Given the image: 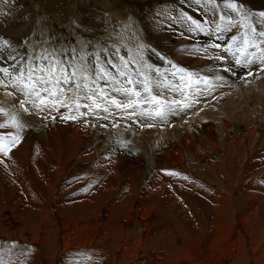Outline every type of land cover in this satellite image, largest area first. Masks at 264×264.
Wrapping results in <instances>:
<instances>
[{"label": "rangeland", "instance_id": "rangeland-1", "mask_svg": "<svg viewBox=\"0 0 264 264\" xmlns=\"http://www.w3.org/2000/svg\"><path fill=\"white\" fill-rule=\"evenodd\" d=\"M243 3L247 9L252 11H264V9H260L264 5H251L253 7L251 8L245 2ZM180 5L179 0H0V37L11 41L13 47H18L20 51L30 48L39 52L42 45H45L46 41L51 40L58 49L63 46L69 49L76 48L78 52H100L102 57H104V53L101 49L107 48L110 52L114 53L116 46L119 45L122 48L121 55H124L127 49H131L135 59H138L135 56L137 47L143 43L147 46V50L144 53L146 63L159 67L160 76H164V74H168L165 71L173 67L169 65L167 59L166 61L164 59L166 69H162L163 66L160 67L161 63L159 64L160 66L156 63V59L159 57L165 58L164 56H167L161 49H157L158 46L155 43L157 41L159 44V42L163 41V38L150 40L151 36L149 33L154 30L152 26L158 22L160 11H164L163 7L165 9L169 8L171 16L168 15V17L172 19L171 10L175 6L181 8L182 5ZM203 10L205 9L202 8L200 10V20L202 22L207 21L205 16L207 10H205L206 12ZM86 11L102 14L105 23L101 26L97 21H90L89 23L86 20V23H81L79 17L83 18V16L80 12L84 13ZM187 14L191 15L189 12ZM113 20L117 22L111 25ZM180 20L181 18L179 17L178 21ZM106 25L109 27L107 28ZM175 34H178V29ZM181 35L183 36L184 34ZM191 37L192 35H184L181 38L178 36H168L166 38H168L167 41L170 44L176 45L179 42L181 43L179 45L184 46L186 50H190L188 44ZM206 38L209 37L206 35ZM25 39L27 41L26 45H21L20 42ZM10 54L15 55V53L11 52V49H7L3 53H0V57L6 59ZM250 58L248 56L247 59L250 60ZM89 59L93 58L90 57ZM259 60L255 69L241 81V85L239 84L241 86L239 87L240 91L245 86L246 90L243 88L245 92L241 91V94H244L243 96L249 104H251V98L249 97L252 95V91L261 87L260 79L262 80L261 83L264 80V71H261L264 68V63L261 62V57ZM178 66L185 68L184 65L178 64ZM113 71L115 70L113 69ZM188 72L183 74L184 80H188ZM257 72H259L258 75ZM208 73L211 75L210 71ZM199 76L196 72L192 73V79H197ZM171 81L173 80L171 79ZM161 82L164 86L172 84L174 88L172 82L168 81L167 83L162 80ZM184 89L183 94H186L187 90L185 91ZM162 98L170 101L172 99H181L183 95L179 91L167 89L163 91ZM117 99H122V97L117 96ZM145 107L147 108L148 105H145ZM83 111H87V109H83ZM33 116L37 122H40V119L43 120L42 116H44V113ZM84 118L77 123L73 122L69 130H67L69 127H67L68 125L65 122L60 121L59 125L57 124L58 134L62 138H60L58 144H55V148H57L56 152L52 154L46 146L41 148L43 151H46L45 157L49 153L51 154L50 158H47L48 160L57 161V158L60 159L58 170L61 172L57 174L62 173L61 176L64 177L61 184H58V188L64 190L59 192L55 190L53 193H49V191L41 193L24 188V182V187L21 188V180H14L16 177L19 178V176H13V170L9 169L10 165H12V159L8 163H0V172L2 173L0 175V260L3 261V264H107L111 259L106 258L103 262H100L99 258H95L97 253H108L109 251L110 256H115V254L117 256L119 253L116 249L114 250V247L121 246L122 242L119 241L112 248L108 245L111 244L115 237L107 245L106 243H101L100 239L105 237L101 231L102 224L103 228L104 225L108 226L109 234L111 235L125 234L123 236H127V233H129L131 236L127 237L128 242L122 249L131 252V255L136 254L143 259L144 263H148V259L154 255L166 257L167 260H158L161 264L176 263L179 260L173 261L171 253L167 248L178 251L182 246L187 249H194L198 245L199 253L205 257L207 263L215 264L224 261L225 264H229L235 253L241 252L239 255H236L237 258L242 256V243H244V246L246 244L247 262L251 260V252H249L251 250L247 247V245L252 243L254 238H250L251 231L256 236L260 230L257 229V225H252V222L249 220L252 216L261 215V217H264V129L261 127L260 119H257L258 121L256 120L253 126L241 121L240 123L237 121L230 123V133L221 142H219L220 136L217 135V130L212 127L213 132L210 130L212 137L206 138L209 135L207 133L208 127H205L206 130L203 132L204 137L199 142V138L194 137V135L200 131H194L195 133L193 134V132L183 127L180 128L181 133L189 132V134H180L178 136L174 134L177 130L172 129V127L170 128L168 124H164L163 127H167L168 129L161 130L160 134L166 133L170 135L165 140L166 142L164 141V144L169 146L170 143H180L182 146L180 149H171V156H169L171 159L165 158L166 154L163 152L161 146L154 147L157 152L162 150L161 153H164V155L157 162L158 168L150 166L149 169H145L141 161L138 162L137 157L132 154L126 156L127 159L131 158L132 163L129 161L124 166L120 164L119 166L108 168L102 166L105 159L103 156L97 155V149L102 144H98L96 141L93 142L90 136L85 134V128H90L92 120L90 119L91 122L86 126L83 122ZM6 119L5 117L1 118L0 115V123L5 122ZM117 123L118 127L119 124H134L129 120L122 123L119 119ZM31 128L34 129L33 126L28 125L27 127L25 124L24 130L20 133L21 142L12 148L6 158H12V155L18 149L28 147L27 160L29 168L34 173L33 168H35L34 165L37 163L36 158L44 160L45 157L42 158L40 152H33L32 142L35 139L43 142V139L40 135L32 133L33 129ZM74 128L80 130L78 131L80 133V141L78 142V138L76 139L74 136ZM133 128L129 131H132L131 133L134 138L130 139L129 142L137 146L140 143L136 141V137H142L143 134L141 127L135 126ZM254 129L255 132L253 131ZM15 132L16 129L11 127L0 130V134L4 135ZM47 132L48 135L51 134L50 130H47ZM112 132L115 134L120 133L117 131ZM156 133L154 134L155 137L158 136ZM59 135L58 138L60 137ZM69 138L72 139V143ZM76 142L77 144H75ZM30 143L32 146H29ZM86 143L89 145L87 148L85 146ZM238 143H242L245 148H250L248 153L254 151V156L256 154L254 157V164H256L254 171L260 173L258 176L252 173L238 176L237 172L241 173L243 168L251 163H242L236 156L231 158L228 156V153L231 155L229 149L234 151L232 146L239 149ZM71 144L74 146L80 144L77 146L78 150H80L78 157L82 158L80 155L82 152L84 153L82 156L87 154L88 159H94V163H96L99 171L90 174L72 171L71 166L78 161H75V158L68 160L62 158L69 153H74V149L77 147L75 148ZM259 147L261 148L258 150L257 148ZM112 148L106 152L113 150ZM85 149L89 152L85 153ZM242 153L244 154V152ZM253 153L247 155L246 159L252 157ZM23 155V152H21L18 156L22 157ZM116 155L124 160L123 156L125 154L121 153V151L116 153ZM0 158H4L2 153H0ZM1 159L0 161H2ZM163 160L166 162L163 168H161ZM15 161L19 162V160ZM118 163L120 161L116 160V164ZM130 165L138 173L134 182H132L131 178ZM119 167L122 168L119 169ZM13 169L17 171L15 167ZM35 171L37 170L35 169ZM3 173H7L8 175L3 177ZM167 173L175 174L168 175ZM69 174H71L73 179L71 177L67 182H73L78 179L85 182V188H88V191L85 192V188L83 189V198H81L80 194L71 193L75 190L71 192L67 191L71 188L70 183H65L66 176ZM95 177H98V181L101 183L96 184L105 186L104 192L111 197L112 202L110 206L115 205L117 208L122 205L123 208L119 210L130 209L131 212L129 215H125L120 211L122 213L119 216L115 214L108 219L103 217L105 207L98 209L96 214L88 217L90 221L88 225H84L92 231L91 234H86V236H82V241H77L81 233L79 234L76 228L82 224L75 227L73 223L67 222V219H61L58 213V203L62 207L59 196H62L67 191L64 195L68 208L78 206L79 203L85 202L91 197H96V195H102V191L100 190L102 186L98 187L94 185L96 187L92 186V188L88 184ZM36 179L38 178L36 177ZM62 182L67 184V187ZM149 184L154 186L149 191L153 193V199L145 203L142 197L147 193L146 190ZM155 187L157 189L164 188L162 195H159L160 197L155 195V192H157V190L154 192ZM143 188L145 191H143ZM183 188H186L189 192L183 190L182 193ZM115 191L119 194H114L113 192ZM117 195L120 196V199H117ZM185 196L190 201H187ZM127 199L131 200L128 205L129 207L124 206ZM164 200H166V203H164ZM240 200H243V202ZM141 209H143V213ZM146 209H148L149 215H146ZM240 210L246 216L244 223L239 221L241 224L237 221L238 215L241 214ZM62 212L63 214L68 213L67 210H62ZM233 216L235 217L233 218ZM261 219L255 223H259ZM244 225L246 228H244ZM143 226H146V231L143 230ZM104 230L106 229L104 228ZM124 230L130 231L125 233ZM261 230L264 232V228H261ZM94 234L96 237L91 239L95 236ZM240 234L243 238H240ZM178 236L183 237L182 241L171 246L170 244ZM64 238L69 243L68 250H65L64 243L66 240ZM249 240L251 241L248 242ZM137 241L140 242L141 246H139ZM257 241L259 243L256 242L252 250H257L258 247L263 248L264 237ZM13 242L16 244L15 247L12 246ZM107 246L108 249L106 251ZM111 249L112 251L110 252ZM95 252L96 255H92ZM179 253L181 260L187 259L188 256L184 250ZM192 255L193 253L190 254V257ZM133 264L136 263L133 262Z\"/></svg>", "mask_w": 264, "mask_h": 264}, {"label": "bare ground", "instance_id": "bare-ground-1", "mask_svg": "<svg viewBox=\"0 0 264 264\" xmlns=\"http://www.w3.org/2000/svg\"><path fill=\"white\" fill-rule=\"evenodd\" d=\"M218 2L220 3V9L216 10V18H218L219 14H221V9L223 10V14H225V15H234L231 13V11L229 9H225L223 7V0H218ZM242 2H245L248 5V7H251V5H253V6L264 5V0H242ZM206 4H208V0H202L201 3H198L197 0H188L186 4H183V5L181 4L182 5L181 8H179L178 6H175V8H173L171 10L172 11V19H171V17H168V15L171 16V12H169V8L167 7L168 9H165L163 7L164 11L163 10L160 11L159 20L157 23H155V25L152 26V29H154V30L151 29L152 32L149 33L151 36V39L150 38L149 39L152 40L154 38L155 39H159V38L162 39L163 38V41L159 42V44L157 43V41L155 43L158 46L157 47L158 50L161 49V51L164 54H167V56L165 55L164 57L168 61H172V63L176 64L177 66H178V64H180L181 66L184 65L185 69L189 72L190 71L192 73L196 72L200 76H207L208 78H210L209 83L212 85H215V87L213 88V90L211 92H208L207 90H205V86L203 84L197 85L195 82L196 79L194 78V79H192L191 89H189L187 86V82H188L187 79H185L183 84H181L180 78L178 77L180 75L179 73H177V75L174 79L171 78V74L173 72H176L177 70L174 68H170L169 70L165 71L168 74H164V76H168L170 78L168 81L172 82L174 84V87L177 84H181V86H183V88H185L184 90L185 91L187 90V93L189 94V99H192L193 97H195L197 99V102L193 104L191 109L181 111L178 114H169L167 116V119H165V120H160L159 118H157L155 116L148 118L147 123L151 124L152 125L151 127H148V126L141 127L140 123L137 122L134 124H130V123L129 124H119V127H120L119 128L118 126H115V127L113 126V121L111 119H109L107 121H100V120L93 119L90 114L88 116H86L84 119L88 120L89 122H91L90 121V119H91L92 125H90V128H87V127L85 128V134H88L90 136V138L93 140V142L96 141L98 144H102L101 147L97 149L98 150L97 155L103 156V158L105 159V162H103L102 166L108 168V167H112V166H119L120 164H122L124 166L129 161H131V163H132V160H130L131 158L127 159V157H126L129 154H132V155H135L137 157L138 162L141 161V163L144 165L145 169L146 168L149 169L150 166L152 168H158L157 162L161 158V156L164 155V153L166 154L165 155L166 159L167 158L171 159L169 157V156H171V154H170L171 149H173V148L180 149L182 146L180 143L179 144L178 143H170L169 146H166L164 144V141L170 136L166 133L162 134V135L160 134L161 130H163V129L167 130L168 129L167 127H163L164 124H168L170 126V128L172 127V129L177 130L174 134L178 135V136L180 134H185V135L189 134V132L188 133L187 132L181 133L180 128H183V127L185 129H187L188 131L193 132V134L195 133L194 131H200V132H196L194 135V137L199 138V142H201L202 141L201 139L204 137L203 132L206 130L205 127H208V132L207 131L206 132L209 135V137L206 136V138L212 137L210 130H212V132H213V129H216L217 135L220 136L219 142H221L228 135V133H230L229 132V125H230V123H232L234 121H237L239 123L241 121L245 124L248 123L251 126H253V124H255V121L257 119H260V124H262L261 127L264 129V116H263L264 115V80L261 83L262 80L258 77L260 79V84H261L260 86L261 87L258 89L255 88L256 90L253 89L255 91H252V93H251L252 95H250V97H249V98H251V104L247 103L246 99L243 96L244 94L243 95L241 94V91L243 93L245 92L244 91V89L246 90L245 86L243 87L244 89L241 88V91L239 88V87H241L240 86L241 85L240 83H242L241 81L243 79H245L246 76L250 75L251 71L253 69H255L257 63H259V61H260L259 60L260 57L264 56V53H262L259 48H248L247 52L245 53L244 56H241V54L238 51H236L235 48L232 49V53H234V54L223 53V48L227 47L228 43H231V37L233 35H239L240 32L243 31V29L239 28L236 25H234L230 31L221 33V35L223 36V39L219 40V41H217L215 39V35H213V37H211V38H206L205 34H199V35L196 34L195 36H193L195 33L184 34L186 32L187 23L185 22L184 19H182L180 17L181 12L182 11L186 12V13L189 12L194 18H197L200 20V18H201V11L200 10L202 8H204L205 10H207V12L205 10H203V11L206 12L205 16L208 20L210 18H213V10L211 8V5H209L206 8L205 7ZM251 8H253V7H251ZM260 9H264V6L260 7ZM86 12H84L85 14L80 12L83 16V18L79 17V19L81 20V23H86V20L89 23H90V21H92V22L97 21L100 26L105 23V21L103 20L102 14L96 13L97 16L95 17L96 14L90 13L91 11L87 12V13ZM164 12H165V14H163ZM115 17H116V15H115ZM179 17L181 18L180 21H178ZM95 18H97V19L95 20ZM83 19H85V20H83ZM115 22H117V21L113 20L111 22L112 23L111 25H114ZM106 27H107V25H106ZM257 27L259 28L260 26L257 25ZM213 28H215V25H213ZM177 29H178V34H175ZM181 34L192 35V37L189 41V44H188V47H190V50H186L184 46L179 45V44H181L179 42L176 45H172L167 41L168 38H166V37H168V36L177 37L178 36L181 38L184 36V35L182 36ZM182 43L185 44L186 42H182ZM209 43H220L222 47L219 50L209 47L208 48V54H206L204 52V48L207 47ZM262 47H264V46H262ZM196 49H199V51L198 52L195 51ZM222 53L225 56V59L222 61L215 60L214 56L220 55ZM210 56H211V58H209ZM248 56L251 57L250 60L247 59ZM160 58L161 57L156 59L157 60L156 63L158 64V66L161 65L160 67L163 66L162 69H166L165 63H164L166 61V59L164 61V59L160 60ZM237 60H239L240 63H237L236 62ZM249 61H251L252 63H249ZM178 67H180V66H178ZM224 69H228L229 71L225 72ZM208 71H210L211 75L208 73ZM217 74L223 76L224 79L223 80L216 79ZM258 74H259V72H257V75ZM164 76H161V80L166 81L168 83L167 80L163 79ZM171 79L173 81H171ZM254 79H255V76H254ZM256 87H258V86H256ZM198 89H200V90H198ZM0 101H6V104L4 105L6 108L10 107L11 104L13 103L12 98L6 97L5 93L2 89H0ZM201 109H203V110L201 111ZM61 111L66 112L67 110L61 109ZM256 113H257V115L258 114H260V115L257 116ZM0 115H1V118L2 117L7 118L3 114H0ZM17 115L21 118V120L23 122H25L27 127H28V125L29 126L31 125L34 127V129L31 128V129H33L32 133H36V134L40 135L41 138L43 139V142H39L37 139H35L32 142L33 148H34L33 152H35V153L40 152L42 154V158H44L46 155L45 154L46 151H43L41 149L43 146H46L47 148H49L48 150L52 154L54 152H56L55 150L57 148H55V144H58L60 138H62L61 135L58 134L57 126L59 125L58 123L62 120L57 119L55 121H53V120L50 121L51 116L49 115L47 119H43V120L40 119V122H37V120L34 118L33 115L32 116L31 115H25V114H22L20 112H17ZM135 119L136 118L134 117L133 120H135ZM141 119L143 120L144 118L142 117ZM79 120L82 121L81 119H77L75 121H63V122H65L68 125L67 127H69V128L67 130H69L72 123L73 122L77 123ZM126 121H128V120H126V119L121 120L122 123L126 122ZM101 123L108 124V127H101L100 126ZM47 124H49V125L46 126ZM135 126L141 127V131L143 134L142 137L141 136H139V138L136 137V141L138 143H140L137 146L136 145L134 146V144L129 142L130 139L132 140L134 138L133 134L131 133L132 131L130 132L129 130ZM122 127H124V128H122ZM47 130H50V132H51L50 135L47 134L48 133ZM78 131H80L78 128H74V132H75L74 136L76 139L78 138L77 142L80 141L79 140L80 139V133ZM112 131H117L120 133L115 134ZM133 131H135V130H133ZM253 131L255 132V129ZM155 133L158 135L157 137L154 136ZM58 135L60 136L59 138H58ZM263 139H264V137H263ZM70 140L72 143V139H70ZM83 141H84V139H83ZM77 142L75 144H77ZM122 144H127V147H122L121 146ZM71 145L76 148L80 144L77 146H74L73 144H71ZM238 145L240 146L239 149L236 148L235 146L231 145L233 147L234 151L229 149V151H231V155L228 153V156L230 158L233 156L234 157L236 156L239 160H241L242 163L251 162L243 168L241 173L237 172L238 176L248 175L249 173H252L253 175L257 174V176H258L260 173L257 171H254V167H256V164H254L255 163L254 157L256 156V154L254 156V153H253L254 151L248 153L250 148H248V147L245 148V146L242 143H238ZM29 146H32L31 143ZM85 146H86V148H87V146L89 147V145L87 143L85 144ZM85 146H84V148H85ZM158 146H161V148L164 152L163 154L161 153L162 150L159 152L155 151ZM36 147H37V150L35 151ZM111 147H113L112 148L113 150L106 152ZM154 147H156V148L154 149ZM243 148H244V150H243ZM260 148L261 147H259L257 149L259 150ZM78 149L79 148L77 147L76 149H74L75 150L74 153L72 152V153L67 154L65 157H62L63 159H66V160L75 158V161H78L74 165L71 166L72 167L71 170L75 171V173L81 172V173H87V174H90V173L95 172V171H99L98 167H96V163H94V159H92V160L88 159L87 154L82 156V154H84L82 152L80 154L82 158L78 157V152L80 151ZM20 151L23 152V154H24L22 157L18 156L21 153ZM120 151H121V153L125 154V156H123L124 160L121 159V157L116 155V153H119ZM87 152H89V151L86 150L85 153H87ZM242 152H244V154ZM28 153H29L28 147H25L24 149H21V148L18 149L16 151V153L14 155H12V158L10 156H9L10 158H6V157H8V155L4 156L3 159L0 158L5 163L10 162V160L12 159V165H10L9 169L13 170V173H14L13 176H19V178L16 177L14 180H18V181L21 180V184H20L21 188H23L25 186L24 188H27V189L29 188L31 191L36 190V191L41 192V193H45L46 191H49V193H53V192H55V190H57V192L64 190V189L60 190L58 188L59 187L58 184H61V181L64 177V176H61L62 173L57 174L58 172H61L60 170H58L60 159L57 158V161L48 160L50 158V155H51L50 153L47 157L44 158V160L36 158L37 163H39V164L36 163L34 165L35 166V168H33L34 173H32V171H31L32 169L29 168V163L27 160ZM251 153H253L252 157L246 159V156L250 155ZM14 159L19 160V162H18L19 164ZM166 159H164V160H166ZM116 160H119L120 163L116 164ZM164 160H163L161 168H163V165L166 162ZM233 161H235V160H233ZM252 162H253V164H252ZM130 166H131L130 171L132 173L131 178H132V182H134V181H136V177H137L136 175L138 173H136V171L133 169L134 167L132 165H130ZM7 167H6V169H7ZM14 167L17 169L18 172L15 169H13ZM61 168L63 169V167H61ZM120 168H122V167H119V169ZM35 169L37 171H35ZM104 172H106V171H104ZM17 173H18V175H17ZM0 175H2L1 172H0ZM7 175H8L7 173H5V174L3 173V177H5ZM36 177L38 179H36ZM66 177H67V179L65 180V183L69 180V178L71 179L72 176H71V174H69ZM72 179H73V177H72ZM23 182H24V186H23ZM68 183L71 184V188L67 191L71 192V191L75 190L71 193H77L78 195L80 194L81 198H83V195H84L83 189L86 187L85 182L82 181L81 179H78V180H75L73 182H67V184ZM96 183L101 184L98 181V177L92 178L88 184L90 187H92L94 185H97ZM62 184H64V182H62ZM67 184H64V185H66V187H67ZM47 186H49V187H47ZM97 186L98 187L102 186L101 189L99 188L102 191V195H96V197H91L90 199L86 200L85 202L79 203V205L75 206V207H68L67 208V204L65 202V195H64L67 191H65L62 196H59V200L62 202L61 203L62 207L58 203V213H59L61 219H63V218L67 219L68 220L67 222L73 223V226H75V227H77V225H79V224H82L80 227L76 228L77 232L79 234L81 233L78 236L77 241H82V239H81L82 236H86V234H91L92 231L84 225H88V223L90 222L88 217L96 214V211L98 209L105 207L103 217L108 218V219H109V217H112L115 214H117V216H119L123 212V214L129 215L131 212L130 209L129 210L124 209L123 211L119 210V209L123 208L122 205L118 206L117 208L115 205L110 206L112 200H111V197H109V195H107L106 192H104L105 186H103V185H97ZM94 187H96V186H94ZM137 188H138V186H137ZM153 188H154V186H152L150 184L147 186V190H146L147 193L142 197V199L145 201V203H147L148 200L153 199L152 198L153 193L149 192ZM155 188L156 189H154V192L157 190V192H155V195L160 197L162 195V192H164V188L163 189L162 188L157 189V187H155ZM183 190H186L187 192H189L186 188H183L182 193H183ZM84 191L85 192L88 191V188H85ZM143 191H145V189ZM113 193L117 194L118 192L115 191ZM68 194H66V195H68ZM117 199H120V196L117 195ZM186 200L190 201L189 198H187ZM130 201H131L130 199H127L124 203V206L129 207L128 205H129ZM164 201H165L164 203H166V200H164ZM240 201L243 202V200H240ZM160 202H162V201H160ZM164 203H162V204H164ZM56 205H57V203H56ZM62 210H67L68 213L63 214ZM141 210L143 213V209H141ZM120 211H122V212H120ZM145 212H146V215H149L148 209H146ZM240 213L241 214L238 215V217H237L238 220H237V218H236V220L238 222L241 221L244 223L245 218H246L245 213L243 214L241 212V210H240ZM263 214H264V211H263ZM234 217L235 216H233V218ZM259 219H261L259 221V223H255ZM249 221L252 222V225H257V229L260 230L259 234L256 236H254L253 232L250 230L251 231L250 238L251 237H254V238H253L252 243L247 245V247L251 250L249 252H251L250 255L252 258L250 261L247 262V260H246V256H247L246 244L244 246L243 245L244 243H242V247H243L242 256H239L237 258L236 255H239L241 252L235 253L234 257L231 258L229 264H263L264 245L261 244L263 248H260L257 246L258 247V248L256 247L257 250H252V249H254V247H255L254 245H256V242L259 243L257 240L263 239V237H264V232L261 230V228H264V217H261V215L252 216V218ZM241 222H239V223L241 224ZM101 226H102L101 231L105 235V237L100 239L101 243H106V245H107L109 243V241L115 237L114 240L111 242V244L108 246L110 248H112L119 241L122 242V245L118 246V247H114V250L116 249V251H118V253H119L117 256H116V254H115V256H110L109 251H108V253L107 252L106 253H104V252L99 253L98 252L97 255H96V252L94 254H92V255H96L95 258H99L101 260L100 262H103L106 258L111 259L110 262L107 264H133V262H135L136 264H161V262L159 263V261L167 260L166 257L164 258L162 256L160 257L158 255H154L148 259V261H149L148 263H144L143 259L138 257L136 254L131 255L130 254L131 252L126 251V250L124 251L122 249V247H124L128 242L127 237L131 236L129 233H127L128 234L127 236H123L125 234H122V235L113 234V235H111V234H109L110 232L108 230L107 225H104V228L106 230H104L103 224ZM203 226H204V224H203ZM99 227H100V225H99ZM242 228H243V226H242ZM244 228H246L245 225H244ZM143 230L144 231L147 230L146 226H143ZM121 231H122V229H121ZM127 231H130V230H124L125 233ZM191 232H189V233H191ZM247 234H248V232H247ZM191 236H193V235L191 234ZM240 236H241V234H240ZM95 237H96V235L91 239H94ZM203 238L206 239L205 237H203ZM240 238H243V237L241 236ZM182 239H183V237L181 238L180 236H178L176 238V240L173 241V243L172 242H169V243H172L170 245L174 246L175 244H178V242L182 241ZM210 240H211V238H210ZM251 240H249L248 242H250ZM200 241H202V240H200ZM254 241H255V243H253ZM138 243H139V246H141L140 242H138ZM260 243H262V242H260ZM68 246H69V243L66 240V242L64 243L65 250H68L67 249ZM108 246L105 249L106 251L108 249ZM167 250L170 251L171 256H172L171 259L173 261L179 260L176 263L171 262L172 264H191V263L192 264H211V263L206 262L204 256H201V253H199L198 245L195 246L194 249H190V248L187 249L184 246H182L178 251H176L174 249H168V248H167ZM183 250L185 251V253L187 254L188 257H187V259L181 260L180 259L181 255L179 252H183ZM111 251H112V249L110 250V252ZM135 251H137V250H135ZM191 253H193L192 257H190ZM166 262H168V261H166ZM215 264H225V263H224V261H222V263L217 262Z\"/></svg>", "mask_w": 264, "mask_h": 264}, {"label": "snow or ice", "instance_id": "snow-or-ice-1", "mask_svg": "<svg viewBox=\"0 0 264 264\" xmlns=\"http://www.w3.org/2000/svg\"><path fill=\"white\" fill-rule=\"evenodd\" d=\"M197 2L201 3L202 0ZM179 3L183 5L187 0H179ZM209 5L213 10V18L207 21L202 22L186 12H181L180 17L187 23L184 34H205L209 38L215 35V39L219 41L223 39L221 33L230 31L236 25L243 31L231 37V43L223 48V53L234 54L233 48L241 56L245 55L248 48H259L264 53L262 47L264 11L255 12L247 9L242 0H223V7L234 15H225L221 9V14L216 18V10L220 9V3L218 0H208L205 7ZM20 43L26 45L27 41L25 39ZM209 47L219 50L222 46L220 43H209L204 48L206 54ZM7 49H11L15 55L10 54L6 59L0 57V89L4 91L6 97L12 98L13 103L6 108L4 106L6 101H0V114L7 117L5 122L0 123V130L11 127L16 129V132L0 134V153L4 156H7L22 139L20 133L24 130L25 123L17 112L25 115L44 113L42 119H47L50 115L53 121L57 119L75 121L90 114L93 119L100 121L111 119L114 127L118 126V119L138 122L141 127H151L152 125L147 123L148 118L155 116L165 120L169 114L191 109L197 102L195 97L189 99V94H183L181 84L184 82L183 74L187 70L178 67L172 61L168 63L177 71L171 74V78L174 79L179 73L181 84L175 85L174 88L172 84L162 85L160 68L145 61L144 53L147 46L143 43L137 47L135 56L138 59L133 57L131 49H127L124 55H121L122 48L119 45L116 46L114 53L107 48L101 49L104 53L102 57L100 52H78L76 48L69 49L63 46L58 49L51 40L46 41L39 52L30 48L20 51L18 47H13L11 41L0 37V53ZM195 51L198 52L199 49ZM223 53L215 55V60H224ZM90 57L93 59L90 60ZM236 62L240 63L239 60ZM261 62L264 63V56L261 57ZM261 71H264V68ZM163 79L167 80L169 77L164 76ZM216 79L223 80L224 77L217 74ZM195 82L197 85L203 84L208 92L215 87L209 83L207 76H199ZM187 86L191 89V72H188ZM167 89L181 92L183 98L170 101L162 98L163 91ZM117 96L122 99H117ZM61 109L67 111L63 112ZM83 122L86 126L90 123L88 120ZM100 126L108 127V124L101 123ZM121 146L127 147V144ZM12 246H16L15 242ZM0 264H3L2 260Z\"/></svg>", "mask_w": 264, "mask_h": 264}]
</instances>
